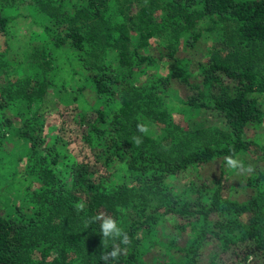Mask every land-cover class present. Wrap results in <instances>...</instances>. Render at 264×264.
<instances>
[{
	"label": "trees",
	"instance_id": "1",
	"mask_svg": "<svg viewBox=\"0 0 264 264\" xmlns=\"http://www.w3.org/2000/svg\"><path fill=\"white\" fill-rule=\"evenodd\" d=\"M18 1L36 5L50 47L78 77L49 142L32 108L48 83L34 73L43 65H29L13 93L0 91V146L19 140L13 159L34 180L29 205L0 208V264H104L114 244L123 252L111 264H264V140L249 135L264 120V65L253 63L264 0H0ZM204 16L231 26L223 57L187 54ZM9 19L0 7V32ZM156 34L164 44L150 45ZM170 83L185 88L177 107L164 97ZM207 113L220 123L190 124ZM145 120L158 131L140 132ZM229 155L252 166L240 193L225 183ZM213 159L218 174L201 176ZM188 170L184 182L168 180ZM100 213L131 243L109 238L104 248ZM155 247L162 252L149 256Z\"/></svg>",
	"mask_w": 264,
	"mask_h": 264
},
{
	"label": "rangeland",
	"instance_id": "2",
	"mask_svg": "<svg viewBox=\"0 0 264 264\" xmlns=\"http://www.w3.org/2000/svg\"><path fill=\"white\" fill-rule=\"evenodd\" d=\"M0 7L10 18L6 29L0 32V91L3 86H10L11 93H13L16 85L22 83V79L25 78L29 65H43L42 69L37 67L34 73L43 74L44 71L48 76V83L43 94L32 101V108L37 109L42 115L45 140L49 142L54 132L53 113H56V110H61L63 111L61 117L64 119L68 117L65 108L68 107L66 104L69 102L66 101L63 93L72 90L74 79L78 75L71 72L70 64L64 60L63 55L50 47L40 29L39 22L42 19L33 2L18 1L9 4L0 2ZM230 29L229 23L221 21L215 16L202 17L197 22L199 37L193 47L186 50L187 54L192 57L205 58L210 53H215L218 57H223L224 52L227 53L229 50L224 47L222 40L224 37L232 40ZM162 37L161 34L152 36L149 40L150 45L161 44ZM181 44L179 43L180 52H184L185 48ZM253 63L257 67L264 65V46L255 47ZM159 71L163 73L164 69L159 68ZM144 78L145 76H143ZM169 86L172 90L164 97L171 105L177 107L179 105L178 98L183 97L185 88L178 83H170ZM88 97L91 99V95ZM259 98L264 111V93ZM9 103V106L3 110L7 115L11 113V107L16 105L13 99ZM202 123H220V120L219 117L210 113L190 119L192 125ZM145 126L149 129V133L153 134L158 131L157 125L151 121L145 120ZM3 130L0 125V132ZM249 135L264 140V120L249 130ZM4 145L5 149L11 152L3 150L0 146V208L3 211H9L12 202H16L22 207L30 204L28 194L34 185V180L25 174L22 164L16 163L13 159L12 154L20 151L22 146L19 140L16 139L15 142L4 143ZM217 162V159L210 160L200 169L199 174L207 178L216 176L218 174ZM192 173L194 174L192 170L182 171L170 176L168 180L182 183ZM242 175V172L227 167L225 183L233 185L237 189L235 192L240 193L242 189L239 183L242 182ZM168 224L169 219H164L163 226H168ZM161 252L160 247H155L149 251L148 255L155 256Z\"/></svg>",
	"mask_w": 264,
	"mask_h": 264
},
{
	"label": "clouds",
	"instance_id": "3",
	"mask_svg": "<svg viewBox=\"0 0 264 264\" xmlns=\"http://www.w3.org/2000/svg\"><path fill=\"white\" fill-rule=\"evenodd\" d=\"M138 130L142 133H148L149 129L144 125H138ZM142 141L140 138H135V143L138 145ZM225 164L229 169L247 173L252 171V166H245L244 163L235 155H229L225 157ZM84 207L83 203L77 205V209L80 210ZM93 220L100 221V228L102 233V244L104 248H107V240H119L120 243L128 245L131 243L130 237L120 226H118L117 220L112 216L104 213L98 214ZM123 249L117 245H113L111 251L103 252L100 259L104 261V264H111L112 261H117L122 254Z\"/></svg>",
	"mask_w": 264,
	"mask_h": 264
}]
</instances>
